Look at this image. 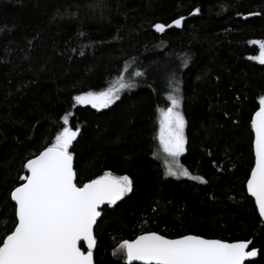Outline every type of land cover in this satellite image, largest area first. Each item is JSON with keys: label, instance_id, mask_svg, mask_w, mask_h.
<instances>
[{"label": "trees", "instance_id": "16d2710c", "mask_svg": "<svg viewBox=\"0 0 264 264\" xmlns=\"http://www.w3.org/2000/svg\"><path fill=\"white\" fill-rule=\"evenodd\" d=\"M180 17V27H154ZM261 40L264 0H0V241L17 222L10 193L28 174L24 164L71 114L77 185L106 171L133 181L101 209L95 264H127L114 250L148 232L250 240L258 254L246 264H264V222L247 192L251 120L264 95L251 41ZM150 61L174 65L186 122L181 163L205 182L168 177L156 157L165 88L151 77L130 80ZM121 77L132 87L108 107L75 103L85 92L118 88Z\"/></svg>", "mask_w": 264, "mask_h": 264}, {"label": "snow or ice", "instance_id": "6c2138e0", "mask_svg": "<svg viewBox=\"0 0 264 264\" xmlns=\"http://www.w3.org/2000/svg\"><path fill=\"white\" fill-rule=\"evenodd\" d=\"M199 12L200 9H195ZM184 17L172 21L180 27ZM165 25H154L163 32ZM258 44L260 54L253 57L264 64V40ZM140 75V73H137ZM132 87L120 78L118 88L102 92H85L74 97L77 105L106 108L119 99L122 89ZM175 93L179 88L174 89ZM171 106L160 113L159 146L164 153L166 175L185 176L205 182L203 177L192 176L179 162L185 151V118L180 109V97L168 96ZM70 115L62 117L64 127L50 146L24 164L27 175L23 183L13 188L11 200L15 202L17 222L14 230L0 241V264H94L93 250L97 240L94 226L101 216L102 205H115L132 191L133 181L128 175H114L110 171L91 179L82 186L76 183L73 153L70 146L79 128L68 126ZM255 132V167L247 180V191L255 198L259 215L264 218V95L259 98V110L251 120ZM81 242L86 243L82 251ZM250 240L225 242L205 239L200 235H183L170 239L156 232H148L133 240H123L113 255L143 264H245L257 256L255 247L249 250Z\"/></svg>", "mask_w": 264, "mask_h": 264}, {"label": "rangeland", "instance_id": "374dc122", "mask_svg": "<svg viewBox=\"0 0 264 264\" xmlns=\"http://www.w3.org/2000/svg\"><path fill=\"white\" fill-rule=\"evenodd\" d=\"M257 46L259 53L256 57L259 56L260 54V49H259V45L258 44H254ZM256 63L260 64L258 60L253 59ZM260 65H264V64H260ZM174 65L172 64H168L167 62H162L159 63L157 61H150V62H146L144 64H142L140 67L135 68L133 70L130 71V80H136L138 82L144 80V78L146 79L147 77H151L153 78V80L156 83H159L160 86L164 87V91H163V97L164 100L166 101V104L164 106H160L158 108V125H159V130H160V113L162 109H166L167 107H170V101L168 100V96L170 94H177L180 97V111L182 112V101H181V84L180 85H176L175 82H172V77H170V74H172L174 72ZM137 73H140V75H137ZM166 77V78H165ZM168 78V79H167ZM179 88V92L175 93L174 89ZM122 90H120L119 95L121 93ZM113 104V103H112ZM111 105V104H110ZM159 130H158V135H159ZM186 131V123H185V129H184V134ZM158 135H157V142H158V149H157V153H156V157L163 163L165 171H166V167L163 161V157H164V153L162 152V150L160 149L159 146V140H158ZM186 141V139H185ZM185 148H186V143H185ZM185 151L181 154V156L179 157V162L181 163V158L184 155ZM173 179H187L189 177H185V176H169ZM128 194V193H127Z\"/></svg>", "mask_w": 264, "mask_h": 264}, {"label": "water", "instance_id": "95a60500", "mask_svg": "<svg viewBox=\"0 0 264 264\" xmlns=\"http://www.w3.org/2000/svg\"><path fill=\"white\" fill-rule=\"evenodd\" d=\"M183 22V21H182ZM170 25H172L171 27H168L169 29H173V28H176V26L174 25V24H170ZM259 110V109H258ZM253 130V129H252ZM253 135H254V141H255V132H254V130H253ZM73 144V143H72ZM72 146V145H71ZM71 146H70V148H71ZM254 155H255V147H254ZM254 167H255V163H254ZM73 168H74V160H73ZM250 178V177H249ZM248 192V191H247ZM248 194H249V196L254 200V202H255V198L254 197H252L251 196V194L248 192ZM118 202V201H117ZM13 203L15 204V202L13 201ZM256 205V204H255ZM105 206H107V205H102L101 206V209L103 208V207H105ZM256 208H257V206H256ZM100 209V210H101ZM257 210H258V208H257ZM258 213H259V211H258ZM100 218H101V216L100 217H98V222L100 221ZM262 220H263V222H264V218H261ZM98 222H97V224H98ZM97 226V225H96ZM96 226H94V235H95V228H96ZM158 234V233H157ZM167 238V237H166ZM171 239V238H170ZM205 239H207V238H205ZM229 243H231V242H229ZM82 244H84L85 246H86V243L85 242H81V245ZM87 247V246H86ZM250 247H251V245H250ZM95 249V248H94ZM249 250H251L250 248H249ZM93 259H94V264H95V258H94V254H93ZM255 259V257L254 258H250L249 260H246L245 261V264L246 263H248V262H251V261H253ZM133 264H143V262H140V261H134L133 262Z\"/></svg>", "mask_w": 264, "mask_h": 264}]
</instances>
